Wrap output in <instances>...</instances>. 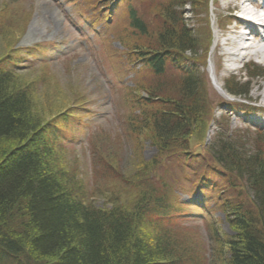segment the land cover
<instances>
[{
  "label": "trees",
  "instance_id": "trees-1",
  "mask_svg": "<svg viewBox=\"0 0 264 264\" xmlns=\"http://www.w3.org/2000/svg\"><path fill=\"white\" fill-rule=\"evenodd\" d=\"M208 4L162 0L154 15L162 27L152 32L138 10L129 12L127 28L139 38L126 53L131 69L152 72L157 82H137L131 94H145L138 101L145 112L133 120L129 116L127 131L148 137L156 156L126 172L131 183L127 202L115 201L100 185L85 189L59 146L62 127L77 112L47 118L33 113L31 85L20 88L18 65L9 69V55L0 59V264H264V141L247 150L240 138L233 141L220 133L204 149L214 165L191 151L193 138L207 129L213 103L201 73L206 61L190 63L199 60L200 41L185 8L207 15ZM169 64L176 67L178 82L165 86L159 81ZM255 69L256 77L264 76ZM248 84L232 80L225 87L242 97L251 91ZM131 96L128 103H134ZM95 150L91 157L98 175L103 160ZM179 172L191 174L193 188L178 185ZM198 194L203 201L193 203ZM95 196L105 197L104 207L96 206ZM211 202L233 236L212 224L204 235L185 226L183 220L193 215L184 214L185 209Z\"/></svg>",
  "mask_w": 264,
  "mask_h": 264
},
{
  "label": "rangeland",
  "instance_id": "rangeland-1",
  "mask_svg": "<svg viewBox=\"0 0 264 264\" xmlns=\"http://www.w3.org/2000/svg\"><path fill=\"white\" fill-rule=\"evenodd\" d=\"M236 1L210 0L207 15L203 11L196 15L189 7L185 9L195 37L197 39L198 36L200 41L199 60L190 63L203 65L206 61L207 65L211 49L217 42L211 62L214 78L226 95L232 98L229 100L223 96L215 88L208 70L202 69V75L207 77L209 104L213 103V108L207 129L204 134L193 138L191 151L201 153L212 165L214 163L204 149L214 142L219 129L227 133L230 140L240 138L247 150L261 147L264 141V76L256 77L258 73L253 72L256 69L250 67L256 65L264 74V57L262 55L257 60L242 59L240 56L231 65L229 59L223 56V49L238 56L242 53L241 46L246 44L250 48L256 45V48L262 49L260 44L258 46L259 39L255 43L252 36L242 32L246 26L240 24L238 13H234L235 10L240 12ZM160 2L162 0H0V59L9 55L8 58L13 61L9 69L14 64L18 65L14 70L20 75L18 78L23 84L20 88L31 85L33 113L47 118L66 114L67 111L77 112L62 127L61 137L64 139L59 146L86 184V190L90 192L100 185L105 194H111V197L113 194V199L118 202H127L130 198V194H126V189L131 190V187L128 188L131 183L126 181L129 180L127 173L131 169H134L132 172L140 169L142 164L156 156V148L148 137H137L126 127L129 116L133 120L145 112L138 104L145 94L131 96L136 90V83L149 86L157 82L152 72L139 67L131 69L132 63L126 53L139 43V38L127 28L129 12L131 9L138 10L152 32L162 27V20L154 18ZM225 4L231 5V9L223 8ZM236 25L243 34L242 38L227 32ZM228 39L235 45H227ZM241 64L244 69L233 71L232 67H240ZM167 69L168 73L159 82H164L165 86L176 84V67L169 64ZM230 77L240 85L248 82L250 93L241 97L227 92L225 84L233 80ZM129 96L134 97V103L127 102ZM220 104H227L230 108L221 111L217 108ZM94 150L103 160L102 166L97 168L101 176L94 173L91 157ZM108 165L113 166L115 171L111 172ZM175 179L182 189L193 188L191 174L179 172ZM216 179L225 183L222 188L227 187L225 180ZM102 197L95 196L93 199L100 208L106 204L105 197ZM180 197L189 201L186 195ZM200 201L203 198L196 196L193 203ZM199 206L185 209L184 214L193 212L192 217L183 220L186 227L201 230L204 235L212 224L226 236H233L229 223L213 202ZM191 232L200 235L197 231ZM192 238L200 240L197 236Z\"/></svg>",
  "mask_w": 264,
  "mask_h": 264
},
{
  "label": "bare ground",
  "instance_id": "bare-ground-1",
  "mask_svg": "<svg viewBox=\"0 0 264 264\" xmlns=\"http://www.w3.org/2000/svg\"><path fill=\"white\" fill-rule=\"evenodd\" d=\"M220 1H222V0H220ZM245 3H249L251 6H254V2H251V0H246ZM223 8H225V9H227V10H230V9H231V5H229V6L227 5V6H226V4H225V5L223 6ZM263 23H264V21H263ZM240 24H241V25H245V26H247V28L250 30V34H251V36L253 37L252 40H253L255 43H256V42L258 41V39H259L258 46H260V45L263 46V45H264V39H263L264 37L260 40V37H261V36H259V35L257 34L254 25H252V24H250V23H246V22H244V21H241ZM235 27H236V28H234L233 30H228L227 32H230V33H231L233 36H235L236 38H238V37H241V38H242L243 34L240 33V32L238 31L237 25H236ZM244 35H245V34H244ZM248 36H250V35H248ZM215 37H216V38L218 37L217 34L215 35ZM246 41H249V40H246ZM259 44H260V45H259ZM216 45H217V42L215 43L214 48L212 49V52H211V62H212V54H213L214 49L216 48ZM227 45L233 46V45H235V42H233L231 39H228V40H227ZM254 46H255V47H252V46H251V48H250V46H249L248 48H247V47H244V48H243V49H246L245 51L247 52V56H248V57L261 58L260 56L263 55V57H264V50H263V49H258V47L256 48V45H254ZM223 52H224L223 56H225V57H227V58L229 59L228 62H230L231 64L235 63L236 58L238 57L237 54H229V53L227 52V50H224V49H223ZM238 55H239V54H238ZM211 72L213 73V68H212V66H211ZM215 86L218 87V89L220 90V93H222L223 96L229 98L228 95H226V92L223 91V89L221 88V86H220L216 81H215Z\"/></svg>",
  "mask_w": 264,
  "mask_h": 264
}]
</instances>
